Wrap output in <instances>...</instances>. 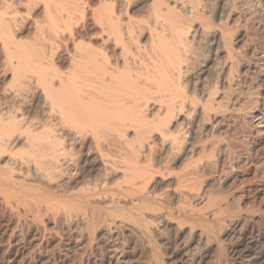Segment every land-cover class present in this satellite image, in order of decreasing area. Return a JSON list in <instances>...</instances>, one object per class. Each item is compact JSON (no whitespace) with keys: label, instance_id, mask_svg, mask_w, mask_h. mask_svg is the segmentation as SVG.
Masks as SVG:
<instances>
[{"label":"bare ground","instance_id":"obj_1","mask_svg":"<svg viewBox=\"0 0 264 264\" xmlns=\"http://www.w3.org/2000/svg\"><path fill=\"white\" fill-rule=\"evenodd\" d=\"M35 1L0 0V38H2L3 46L8 51L7 54L10 56L8 58H16V63H13L12 60L10 61L13 66L15 65L11 67L12 70L14 68L13 75L15 80L20 82L19 86H22V78L24 77L26 80L27 72H32L31 75L33 76L34 74L33 80L35 84L32 81L33 84L31 83L30 85H35L38 93L36 94L44 98L42 106L46 107V109L43 111V108V112H36L33 117H23V115L19 117L16 115L17 113L14 115L11 112L12 114H6L8 118L4 117V119L2 118L3 115H1L0 156L5 155L6 153L4 152H9L10 157L13 154V156L18 157L22 161L21 163L24 162L28 166L30 165L36 172L35 174L41 178V181L46 180L47 184L51 186L58 178H60L58 180H61V178L66 176L69 188L64 190L67 193L63 200L51 197L49 187H39L40 189H37V197L35 194V199L31 191H27L24 188V191L20 192L17 190H5L6 192H0L5 202L19 213L25 212V214H28V212L31 213L32 211L38 217L43 210L50 212L51 210L60 211L63 209L71 224L76 220H82L87 226L95 227L98 225L105 230H117L120 218L130 219V221L135 220L147 233L150 232L147 229V224L149 223L146 218L142 217V208L155 198L151 195V191V194L149 193L147 185L148 182L151 185L150 180L155 175L159 176L160 174L162 178L166 175L167 177L174 176L175 184H170V186L178 189H187L195 197L194 201H200L199 203L201 204H210L211 209L209 211L202 213L201 207L200 212L196 207H193L194 205L191 206L188 203L190 202V195L187 196L188 192L187 195L185 194L186 197H189L186 199L189 201L185 202L188 205H183L178 210L184 217L213 220L219 223L221 221L226 222V229H230L236 224L238 225L239 218L237 216L223 215L224 211L226 210L227 212V207H229L228 201L224 199L228 198L225 196L223 197L224 199H217L212 196L205 197L206 193L204 194L203 192L204 185L198 183L202 179H197V177L199 178L200 169H203L202 166L212 167V157L215 156L214 149H221L224 141L221 140L223 144L216 143L213 141L214 139L208 140L207 138L204 143L202 141L203 144H201V141H198V143L189 128H183L181 125L180 128H177V122L174 123L172 120L174 113H177L178 109L186 107L193 108L202 117L208 115V113L210 115L211 111L209 109L212 101L215 100L214 96L209 95L207 100L197 107L195 101L188 96L189 92L185 93L186 85L184 86L185 82L183 83L182 81L185 74L188 75L190 66L198 56L199 48L196 47L195 41L199 35L196 36V34L200 32L204 37L211 33L209 22L202 15V12H206L205 8L203 9V5L206 2L202 3L201 0H176L173 1L175 4L171 5L170 2L172 0L170 2L168 0H152L149 3V5L151 4V11H148L150 12L149 18L135 19L132 15L124 16L122 11L119 10L118 6L121 5L122 0H110L113 1L111 4L110 2L109 4L106 2V4L105 1L104 4L102 1V6L99 5L98 8H103L97 12V18H93L96 21L95 24L99 27V32L96 34L90 33L91 36L86 38L87 33L83 34L85 35L83 37L79 35L81 32L77 33L79 30L76 32L74 26L72 27L73 22L76 23L74 17L77 16L78 10L84 4L79 5L76 2L77 0L75 2L72 0H43L44 22L37 28L42 34L48 33V40L51 41L49 48H43L44 46L40 48V45L39 48L32 49L16 46L14 34L11 32L12 27L10 28V22H12L10 20H18V15H21V12L23 15V11L17 8L18 4L26 5L28 10L37 2ZM177 2H180L179 6H176ZM177 7L181 8V11ZM78 17L80 16L78 15ZM196 21L201 27L197 28L192 35V31L188 28L191 27V23ZM75 25L77 26V24ZM82 25L84 26V24ZM193 26L195 27V23L192 24ZM142 37H146L148 40L143 41L144 38L142 39ZM208 37L210 36L208 35ZM43 39L46 42L47 38H45V35H43ZM63 41L66 42L67 55L69 56V62L66 67L63 66L64 64L61 65V60H59L60 43ZM14 43L16 47H14ZM46 43H49V41ZM42 45L44 44L42 43ZM230 50L234 52L233 48ZM230 50L229 54L231 55ZM194 104L195 106L192 107ZM254 117H257L255 118L257 131L264 139V112ZM185 123L187 125L185 121L183 125ZM190 128L192 129V127ZM23 138L27 141L29 147L26 150L24 148L25 151L14 150L16 142ZM76 144H79L83 151L86 150L87 154L96 153L95 157L100 166V174L97 173L94 176V174L88 172L90 170L83 173L80 172L79 168L81 166L79 167L77 156L72 151ZM95 157L93 161L96 162ZM176 162L181 163L183 167L179 165L182 169L174 173L172 166L176 165L174 164ZM1 167L2 165L0 166V183L3 182V184L16 188L17 182L15 183L12 180L11 173L9 171L3 172L4 169ZM24 167L26 168V166ZM261 185L263 188V184ZM65 186L64 188H67ZM61 188L63 189V185ZM62 189L61 192L63 191ZM185 189L182 190L186 192ZM62 194L64 195V193ZM178 195L177 197H179ZM101 200L103 202L107 201V204L105 202L102 206V203H98ZM122 200L129 202L131 205L130 209H138L139 213L134 215L122 211L121 209L128 207V203L123 204ZM55 213L53 214L55 215ZM60 214L62 215V213ZM35 217L33 216L34 219ZM62 217L64 216L62 215ZM42 218L39 219L42 220ZM143 218L147 223H145ZM121 223L124 222L121 221ZM98 226H96L97 229ZM205 227L209 228L208 225ZM221 231L224 233L223 230ZM202 235L200 236L202 237ZM256 251L255 253L248 252L247 264H256L258 262L260 255Z\"/></svg>","mask_w":264,"mask_h":264},{"label":"rangeland","instance_id":"obj_2","mask_svg":"<svg viewBox=\"0 0 264 264\" xmlns=\"http://www.w3.org/2000/svg\"><path fill=\"white\" fill-rule=\"evenodd\" d=\"M18 1L24 0H16V2ZM36 1V3H34L35 5H32L33 9H31L32 7L30 9L28 8V10H30L29 12H27L26 5L18 4L17 8L23 11V15L21 12L22 16L19 14L18 20L16 19L17 21L10 20L12 21L10 22V28L12 27L11 32L14 34L13 37L15 38L16 46L32 49L39 48L40 45V48L43 46V48H49L51 41L48 40V33L42 34L37 28L44 22V2L43 0ZM72 1L75 2L76 0ZM102 1L108 4L109 2L110 4L113 2L110 0L76 1L79 5L84 4L80 7V9H82L78 10L79 13L77 12L78 14L77 16L75 15V19L73 18L76 21V23L73 22V24L75 23L77 26L72 24L76 32L79 30L77 33L81 32L79 35L84 37L85 35L83 34L87 33L86 38H88L91 36L90 33L96 34L99 32V27L95 24L96 21H94L95 19L93 18H97V12L99 9L103 8H98L99 5L102 6ZM168 1L170 2V0ZM173 1L176 0H172V2H170L171 5L175 4ZM201 1L202 3H208L207 5L204 4L205 7L203 5V9L205 8L204 10H206V12L202 10L205 12H202V15L208 20L211 33L208 34L210 37H208V35L203 37L200 32L196 34V36L199 35L196 37L198 39L195 41L196 47L199 48L196 59L199 60L195 59L190 66L189 73H187L188 75L185 74L182 81L183 83L185 82L184 86L186 85L185 93L189 92L191 94L188 93V96L195 101L197 107L201 106L209 95L214 96L215 100L212 101L211 108L209 109L211 111V116L208 113V115L202 117L197 114L193 108L186 107L182 108L183 110L180 109L181 111L178 109L177 113H174V118H172V120L174 123H179L178 125L176 124L177 128H180V125L181 127L183 126V128H189L191 133H194H192V135L197 139L196 142L201 141V144H203L207 138L208 140L214 139L213 141L216 143H222L224 141V144L222 143L223 149H214L215 156L212 157V167L202 166L203 169H200L199 178L197 177V179H202V181H197L204 185V189H202L204 194L206 193L205 197L212 196L217 199H224L223 197L225 196L229 199H224L228 201L229 207H227V212L225 210L223 215L237 216L239 218L238 225L236 224L233 226L234 228L226 229V222L221 221L222 223H219L213 220L184 217L178 211L181 206H187L189 203L191 206L194 205L193 207H196L200 212L203 210L202 213H204L211 209L209 206L210 204H201L199 203L200 201L197 200H195V202V197L193 194H190L187 189H178L170 186V184H175L174 176L173 178L172 176L167 177L166 175V178L163 177L165 178L163 179L160 174L159 176L155 175V177L150 180L151 185L148 182V191L149 193L151 191L152 194H150L155 198L142 208V217L146 218V221L149 223L147 224V229L148 231L150 230V232H147L148 234L144 232V229L139 223L132 219V221H130V219L120 218L119 226L116 228L117 230H105L98 225H96L98 229L96 226H93L94 228L92 226H87L82 220V222L76 220L71 224L69 219L65 216L63 209H61L62 211L55 210L56 213L54 210L50 212L48 210H43L39 217L38 215H34L36 213L33 212V214L32 211L31 213L28 212L29 215L27 213L25 214V212L19 213L5 202L2 195L3 192H6L5 190H17L20 192L26 189L27 191H31L35 199L37 197L36 191L40 189L39 187H49L51 197L63 200L67 193L64 190L69 188V182H66L68 178L64 176V179L61 178V180H58L60 179L58 178L51 186L47 184L46 180L41 181V178L35 174L36 172H34L30 165L28 166V164L24 162L21 163L22 161L18 157L13 156V154H11L12 156L10 157L9 152H4L6 156H0L3 158H0V166L2 165L1 168L4 169H2L3 172L9 171L11 173L12 180L15 183L17 182V187H10L7 184H3V182L0 183V192L3 191L0 193V264H247V255L252 252L255 253L256 250L260 255V259L256 264H264V139L257 131L255 122V118L257 117H254L264 112V0ZM151 2L152 0H122L118 8L122 11L124 16L132 15L135 19H148L150 15L148 11H151V4L149 5V3ZM177 5L179 6L180 2H177L176 6ZM177 8L179 9V7ZM179 10L181 11V8ZM80 11L83 13H80ZM78 15L80 17H78ZM194 23L195 27H192ZM82 24H84V26ZM190 26L188 29L192 31H190L192 35L197 28L199 29L201 27L197 21L191 23ZM43 35L47 38L46 42L49 41V43L44 41ZM142 39L143 41L148 40L146 37H142ZM21 41L24 42L22 43ZM29 41H32L33 44ZM15 43L13 44L14 47H16ZM42 43L44 45H42ZM60 44L59 60H61V65L64 64L63 66L66 67L69 62L66 42L63 41ZM230 47L233 48L235 53L230 50ZM229 50L231 55L229 54ZM7 53V49L3 46V40L0 38V118L1 115H3L2 118H8L6 114L11 115L12 113L14 115L17 113L16 115L19 117L21 115H23V117H33L36 115V112L45 111L46 107L42 106L44 98L37 95L38 93L36 92L35 85H30L32 81L35 84L33 80L34 74L32 76V72H27L25 76L26 80L23 77L22 86H19L20 82H17L13 75L14 68L13 70L11 68L13 63H16V58L9 59L10 56H8ZM11 60L13 63L10 62ZM29 78L31 79L29 80ZM24 85L26 86L24 87ZM17 90L18 92L16 93ZM15 93L18 95L16 96ZM195 104L192 107H194ZM242 105L244 106L242 107ZM176 115H178V117H176ZM181 121L183 122L180 123ZM184 121L187 122V125L185 123L186 126L183 125ZM190 127H192L193 131ZM23 140L24 138L16 142L17 147L15 144L14 150L25 151L26 148L29 147L27 141ZM225 145L229 148H226ZM72 151L77 156L80 164L79 167H82V169H80L81 167L79 168L80 172L83 173L84 171L90 170L88 172L94 174V176L97 175V173L100 174L101 170L97 158L95 157L96 153L87 154L86 150L83 151V148L80 147L79 144H76ZM13 157H15L17 161ZM94 157L96 162L93 161ZM174 164L176 165L172 166L171 164L174 168V173L179 172L183 167L179 162ZM23 166H26V168H23ZM201 171L203 176L201 175ZM61 184L63 185V189L61 188ZM65 184L67 188H64ZM261 184H263V188ZM58 187L63 191L61 192V189H58ZM173 189H176L177 192ZM182 189H185L186 192ZM62 193H64V195ZM178 193L180 194L178 195ZM185 194L187 196L190 195V198L186 197ZM183 197L185 200L189 198L190 202L186 204L185 202L189 200L185 201ZM98 203H102L101 205L103 206L104 203L107 204V201L103 202L101 200ZM122 203H128L127 206L129 207L121 209L122 211L134 215L139 213L138 209H130L131 205L129 202L122 200ZM201 207L202 209L200 210ZM60 213H62L65 218L62 217ZM33 216H36L35 219ZM39 218H42L43 221ZM121 221L124 223H121ZM146 221L145 223H147ZM121 224L122 226H120ZM205 224L208 225L209 228L205 227ZM220 229L223 230L225 235ZM200 235H202V237Z\"/></svg>","mask_w":264,"mask_h":264}]
</instances>
